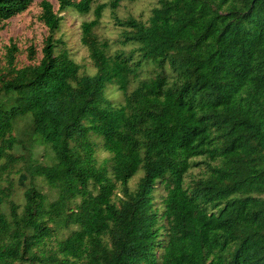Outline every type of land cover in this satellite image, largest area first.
Masks as SVG:
<instances>
[{
    "label": "trees",
    "instance_id": "obj_1",
    "mask_svg": "<svg viewBox=\"0 0 264 264\" xmlns=\"http://www.w3.org/2000/svg\"><path fill=\"white\" fill-rule=\"evenodd\" d=\"M134 1L40 0V48L5 46L0 264H264V0L117 14ZM33 3L0 0V27ZM106 10L115 40L98 33ZM65 12L91 15L92 74L57 36ZM11 174L27 183L5 212Z\"/></svg>",
    "mask_w": 264,
    "mask_h": 264
},
{
    "label": "rangeland",
    "instance_id": "obj_2",
    "mask_svg": "<svg viewBox=\"0 0 264 264\" xmlns=\"http://www.w3.org/2000/svg\"><path fill=\"white\" fill-rule=\"evenodd\" d=\"M40 0H34V3L22 14H19L10 20L1 28L0 27V58L5 52V46L8 45L11 41L16 42L19 48L23 49L28 44L34 43L37 49L40 48L41 41L46 34L45 27L38 22L39 6L38 2ZM55 7H57V0H51ZM100 2L105 0H99ZM156 3V0H135L132 3L123 2L122 6L118 9L117 14L120 17L126 16L131 13L135 16L142 17L145 19L153 5ZM64 20L61 26V31L57 36H61L63 40L66 41L67 47L69 48L72 57L76 62L81 64L84 67V71L87 73H94L95 68L88 56L87 49L80 42V24L83 20H88L91 15H78L75 13H64ZM98 33L104 37H107L111 40L118 38L120 30L113 24L111 19L110 11L106 10L102 18L101 27L98 29ZM122 45L114 44L113 50L120 48ZM130 45L124 46L123 48L129 49ZM21 60H24V54L19 55ZM108 97L114 102L119 103L122 101V95L117 90V87L112 85L109 86L107 90ZM19 138L22 140H28L27 128L20 129ZM99 160L101 161L108 156V153L100 150L98 153ZM19 166V165H18ZM191 176H198L204 172L203 165L195 166L190 169ZM140 170L134 175L130 180V186H135L140 174ZM6 177V176H5ZM12 178L14 183L12 195L9 198L4 200L1 205L3 211H7V205L9 200H13L16 203L21 204L23 199V193L26 188V183L22 180L21 174H11L9 179ZM7 185L6 182L0 183V187Z\"/></svg>",
    "mask_w": 264,
    "mask_h": 264
}]
</instances>
